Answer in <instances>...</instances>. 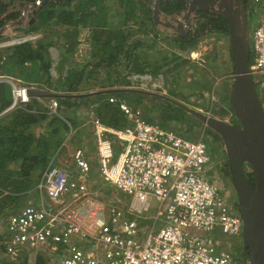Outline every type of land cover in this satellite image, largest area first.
Listing matches in <instances>:
<instances>
[{"label":"built area","instance_id":"built-area-1","mask_svg":"<svg viewBox=\"0 0 264 264\" xmlns=\"http://www.w3.org/2000/svg\"><path fill=\"white\" fill-rule=\"evenodd\" d=\"M251 3L258 9V21L251 30L247 73L264 110V0ZM4 26L5 33L9 25ZM36 37H6L0 46ZM131 79H139L131 87L148 90V73ZM0 81L11 90L3 113L29 102L28 89L36 86L8 74H0ZM159 86V81L152 84ZM46 107L58 114L55 98ZM119 108L127 124L111 127L94 116L91 141L97 182L101 179L130 195L129 203L114 195L107 201L95 196L103 186L92 179L91 156L84 144L63 159L57 150L39 171L35 200L30 198L0 224L2 258L14 261L25 250H40L47 264H239L228 243L241 235L242 219L209 174L215 164L207 150L205 127L198 137L187 138L146 117L140 108L124 101ZM223 119L232 120L233 112ZM152 197L158 205L146 225L149 217L143 213L149 211Z\"/></svg>","mask_w":264,"mask_h":264},{"label":"trees","instance_id":"trees-1","mask_svg":"<svg viewBox=\"0 0 264 264\" xmlns=\"http://www.w3.org/2000/svg\"><path fill=\"white\" fill-rule=\"evenodd\" d=\"M28 1L36 0H0V28L7 21L16 20L20 16V11L15 6ZM242 2L241 9L247 16L251 8L250 0H242ZM159 6L163 16H171L185 9V0H160ZM203 17L206 18V13L199 11L197 18ZM125 24L130 27L127 31L121 29ZM200 24L203 30L209 26L207 33L228 36L227 22L221 16L205 20ZM131 26H136L135 32ZM15 28L24 30V34L40 33V36L1 46L0 74L19 77L25 82L35 83L38 87L56 93L92 92L85 90L83 84L102 80H105V83L100 84V89L97 91L123 88L130 85L128 75L144 72L157 74L163 70L160 64L155 65L151 70L148 69L136 53L142 42L138 38L139 32L143 34L151 32L155 35L160 33L154 25L149 0L48 1L36 6L35 19L31 24L27 27ZM82 31H86L94 40L91 51L93 60L88 64L89 69L85 68L82 62L76 61L73 55L63 54L55 67L58 76L54 78L50 71L53 61L49 48L56 45L52 43L50 37L66 46L63 53L74 54L80 43L79 34ZM4 37L5 35L0 34V41ZM161 39L167 40L181 51L188 49L194 43L193 39L178 35L161 37ZM101 49L103 54L100 55ZM229 55L233 63L230 51ZM212 59V57L207 59L206 68H214ZM181 63L182 60L172 65L170 63L163 65L166 66L165 73L170 75L172 80L176 79L175 73ZM232 65L234 74V63ZM65 67L67 68L64 71ZM120 70L125 72L120 73ZM89 72L92 79L88 75ZM55 97L58 101L59 115L46 112V107L35 98H30L26 104L0 115V224L5 222L9 215L26 205L25 200L32 195L31 189L35 185L33 183L37 181L39 171L48 162V157L63 146V138L69 131V126L76 127L77 121L71 116L70 109L86 108L90 104H96L94 113L102 123L111 127H123L127 124V120L119 108V102L124 101L133 109L142 108L144 105L146 111H149L148 106L144 104L146 99L155 101L154 106L158 104L155 100L157 96L128 90L103 91L76 97ZM110 97L115 100L109 101ZM5 100L9 104L10 98L5 97ZM168 104L170 106L157 105L162 119L161 125L167 126L169 121L179 119L189 126H194V122L190 119L192 116L183 108L172 103ZM230 111L232 112V109ZM63 153L64 150H60V156ZM221 170L234 181L227 158L222 163ZM1 238L0 234V264H28L27 256L18 257V262L3 259ZM34 264H45V257L37 254Z\"/></svg>","mask_w":264,"mask_h":264},{"label":"water","instance_id":"water-1","mask_svg":"<svg viewBox=\"0 0 264 264\" xmlns=\"http://www.w3.org/2000/svg\"><path fill=\"white\" fill-rule=\"evenodd\" d=\"M48 1L60 0H36L30 5L21 3L22 12L20 16L8 25H22L27 8L33 7L28 21L31 24L35 19L36 6ZM149 2L154 24L172 29L178 36L184 38H187L188 31L193 25L194 13L198 10L212 11L226 20L229 51L233 56L235 66L229 103L238 123H228L223 118L212 115L211 112H204L202 109L188 106L168 95L155 91L133 87L107 88L103 91L128 90L165 99L183 108L201 124L219 135L222 139L238 192L244 227L242 237L244 242H248L254 249L253 263L264 264V110L254 90L251 77L247 73L249 60L248 29L246 24L240 20L239 14L235 12L234 5L237 4V0H185L184 10L178 11L171 16H164V19L159 6L160 0H149ZM5 28V26L0 28V34L4 33ZM3 82L0 81V115L9 105L4 97ZM103 91L60 94L33 86L29 87L27 93L30 97H76ZM6 104L8 105L6 106ZM245 162L250 167L254 186L250 184L245 176L243 170Z\"/></svg>","mask_w":264,"mask_h":264},{"label":"rangeland","instance_id":"rangeland-1","mask_svg":"<svg viewBox=\"0 0 264 264\" xmlns=\"http://www.w3.org/2000/svg\"><path fill=\"white\" fill-rule=\"evenodd\" d=\"M17 3L18 2H16L15 4L17 5ZM24 4L30 5V4H32V2L28 1ZM250 7L251 8L248 11L247 17H246V22H247L246 27L248 29V43H249V47L251 48V36H252L251 30L256 25V23L258 21V18H257L258 9L256 7H254V4H252V3H251ZM15 8L18 9L20 11V14H21V5L18 4L17 6H15ZM32 9H33V7L27 8V11L25 14V16H26L25 20H24L23 24L20 25L19 27L23 28V27H27L29 25L28 21H29V17L31 15ZM14 20L7 21L6 24H9L11 21H14ZM15 27H17V26H10L9 25L8 29L4 33L5 37H9V39L15 40L18 36L24 35V32H25L24 30H19V29H16ZM196 27H198V28H196ZM194 29H196L197 31H201L202 30L201 24H199V22H198L196 24V26H194ZM133 31L135 32L134 29H133ZM57 32H59V31H57ZM29 34H36L37 37L40 36V33H29ZM50 39H51L52 43H54V45H56V47H54V49L51 48V51L49 48L50 57L53 61L52 62V68L50 69V71H51V74L54 78H56L58 76V73L56 72L55 67L59 63L61 55H63V54L73 55V57L76 61L82 62L83 64H85V68L88 67V69H89L88 62L85 61V58L87 55H84V52L81 53L84 50V46H85V40H86V32L85 31H83L82 34H81V32L79 34V39L81 41L80 42L81 45L79 44L80 45L79 49H78V47L76 48L77 49V51L75 50L76 55H74L72 53L68 54V52L63 53L66 46L61 41L58 42L55 38L50 37ZM57 46L59 48H57ZM174 49H176V48H174ZM57 52H58V54H57ZM183 52H184V55H173L174 53H172V52H170L172 55H161V54L160 55H151L152 61H150V62L152 65L150 66V68H148V66H147V68L151 70L152 67H154L157 64H160V65H162L163 70L158 72L157 74H152L150 72H146L150 75V79H149L150 81L147 82L148 91H155L157 93H163L165 95L170 96L171 98H175L176 100L181 101L182 103H184L188 106H192L194 108H202V111H204V112L205 111L209 112V110H210L212 115L217 116V117H221V118H225V116L231 110L230 104L228 101V93L230 91V86H231V83H232L233 77H234V74H233V77H230L229 83L227 84V86H226L225 82H223L224 81L223 77H221L225 73H228L227 71L233 72V65H232L233 63H232L231 57L229 55V37L225 34H219V33H207V34H204L203 36L198 35V38L194 41V43H192V45L189 46L188 50H184ZM191 52H194L193 54L195 56H190ZM73 53H75V52H73ZM80 54H82V55H80ZM101 54H103V49H101V51H100V55ZM163 54H165V53H163ZM141 56L144 57L145 55H141ZM209 57L213 58L212 63L214 65V68L208 69L205 66V63H206L207 59H209ZM145 59H147V55L145 56ZM145 59H143V60H145ZM192 59H194V60H192ZM180 60H182V63L180 65L178 71L175 73L176 79H177V80L175 79L176 80L175 81V80L171 79L170 75L165 73L166 66L164 67L163 65H165V63H170V65H172V64H174ZM145 62L148 63L149 61L145 60ZM147 65H150V64H147ZM196 66H198V68H200V70H205L204 76L203 77L201 76L202 84H204V85H197L196 84V82L200 79V76H196V74H195L192 77L193 70H194V68H196ZM66 68L67 67L64 68V71L66 70ZM87 70H85V72ZM123 72H125V71L120 70V73H123ZM88 75L91 76V79L93 78L90 72L88 73ZM132 75H134V74L128 75L127 78L130 81L129 86L135 87L136 85L139 84V79H131ZM157 81L160 82V86L157 87L156 89L152 88V84L157 83ZM104 83H105V80H102L101 83L93 82V84L95 86H98V87H100L101 85H104ZM85 84H86V86L89 87V84H87V83H85ZM199 86L201 88H203V91H204L203 95H201L202 92L199 91ZM173 88H175V91L179 92L178 97L174 96V95L172 96L171 90ZM139 89H141V88H139ZM48 90H50V89H48ZM3 92H4L5 97H8V99L11 98L10 86L6 82H3ZM196 98L198 100L202 99V101H197L196 103H194L193 99H196ZM155 100L157 101V103L159 105H161V104L162 105H169L168 103H171L170 101H167V100L159 98V97H156ZM144 104L147 105L148 108L150 109L147 112H151V114H153V113L155 114L154 120H157V122L161 123L162 119L160 118V115L158 113L159 111L157 109L158 104L156 106H154L150 102L149 103L144 102ZM92 107H93L92 109H94L95 105ZM140 109L142 110V112L144 114L146 113L144 105ZM93 115H95V114H93ZM190 119L192 120V122H194L193 127L187 125L186 122H183L182 120H179V119L169 121L167 126L174 129L178 135L183 136V137H187V138L198 137L199 134L197 135V133H200V131L203 129V127H205L204 131H205V136L207 138L206 139L207 150H208L209 154L211 155L213 162L216 166H218L220 163H223V160H224L223 158L225 157V155H224L225 150H224V145L222 143H219L221 138H219L218 135H216V133L214 131H212L210 128L201 124L197 119H194V118L193 119L190 118ZM67 136H68V132L66 133V137ZM212 140H213V143H212ZM74 142L73 143H67L68 145L66 147H64V153L61 155L62 159L67 154H69L72 151V149L75 148V146L78 147L76 145V143H74ZM66 150L69 152H66ZM89 153L92 156L93 155L95 156V154L92 152L91 148H89ZM96 160L97 159H95V163H96ZM93 167H92L91 171H92V173H94L92 175V179L94 180V179H97L100 177L98 175L97 164H96V166H93ZM33 184H36V183L34 182ZM101 185L104 187V189L99 188L97 190V194L95 196L107 201L108 197H110L111 195H114V196H117L120 200H122L126 204L129 203L130 195L121 193L120 191L116 190L112 185L105 184L103 181H102ZM34 192H35V185L31 189V194H32L31 196H32L33 200H35ZM30 198L31 197L28 196L27 200H25L26 201L25 203H27L30 200ZM149 204H150L149 211L143 213V215L145 217H149V219H145L146 225H149L151 223L152 217L155 215V211H156L158 202L152 197V198H149ZM215 235H216V233H215ZM217 236L221 237V234H217ZM231 240H234V241L239 240L238 242H240V236L233 237V238H231ZM228 248H230V247H228ZM39 254L43 256L42 252H39ZM26 256H27V258L29 257V255L26 252H23L21 254V258L26 257ZM34 258H35V252H30L29 264H33L32 259H34Z\"/></svg>","mask_w":264,"mask_h":264},{"label":"crops","instance_id":"crops-1","mask_svg":"<svg viewBox=\"0 0 264 264\" xmlns=\"http://www.w3.org/2000/svg\"><path fill=\"white\" fill-rule=\"evenodd\" d=\"M254 7H256V6H254ZM117 18H118V16H117ZM162 18L164 19L163 14H162ZM197 23H198V20L194 18L193 19V25L191 26V29H192V27H194V25L196 26ZM155 27L160 32L157 35L152 34L151 32L148 33V34H143L141 32L138 33V38L142 42H141L139 48L137 49L136 53H137V55H140L139 56L140 61L144 65L148 66V68H150V66L152 65L151 62H150V61H152L151 55H160V54L161 55H172L170 52L174 53L173 55H184V52L181 51V50H179L178 47L176 48L173 44H170L169 42H167V40H162L161 39V37H169V36L170 37H173L174 35H177V33L175 31H173L172 29H169V28L160 26V25H155ZM128 28H130V27H128V25H126V24L121 27V29L124 30V31H127ZM131 28L135 29L136 26H131ZM82 32H81V34H82ZM135 35H137V34H135ZM80 45L77 46L78 49H79ZM92 45H94V40L92 38H90L87 35V32H86L85 46H84V50L81 53L84 52V55H87L86 58H85V61L88 62V64L90 63V60H93V57H91V55H92V53H91V51H92ZM51 48L54 49V47H51ZM51 48H50V51H51ZM57 48H59V47L57 46ZM174 48H176V49H174ZM186 50H188V49H186ZM76 51H77V49H76ZM76 51H75L74 55H76ZM163 53H165V54H163ZM193 53L194 52H191V55L190 56H195ZM57 54H58V52H57ZM80 55H82V54H80ZM141 55H145V56L147 55V59H145V56L142 57ZM143 59H145L146 61H149V62L146 63L145 60H143ZM192 60H194V59H192ZM147 64H150V65H147ZM198 66H196V68H194L193 73H192V77L195 74H196V76H200V79L196 82V84L197 85H204V84H202L201 76L202 77L204 76L205 70H200V68H198ZM227 72L228 73H225L224 75L221 76V77H223V80H224L223 82H225L226 86L229 83L230 77H233V73L231 71H227ZM101 82L102 81H100L99 83H101ZM87 84H89V87L86 86L85 83L83 84L84 85V89L87 90V91H97L98 89H100L98 86H95L93 83H87ZM34 85H36V84L34 83ZM40 88H42V87H40ZM43 89H47V88H43ZM199 91H201L202 92L201 95H203L204 91H203V88H201L200 86H199ZM171 93H172V96L174 95V96H177L178 97L179 92L178 91H175V88H173L171 90ZM30 98H35L37 101H39L41 104H43V106L46 107L47 101L50 98H56V97L53 96V97H30ZM148 101L149 100L146 99L144 102H146V103H149L150 102L151 104H154L155 103V101H149V102ZM197 101H202V99L201 100H198L197 98L196 99H193V102L194 103H196ZM94 105H96V104H92V105L90 104L86 108H77L75 110H74V108L73 109H70L71 116H73L76 119L77 125H76V127L69 126L68 136L66 137V135H65L64 136L65 139L63 138V142H66V143L63 144V146L60 147V150H64V147H66L68 145L67 143H73L75 141L74 143H76L77 146H79L81 144H84V148L88 151V153H89V148H91L92 149V152L94 153L93 143L91 141V133H92L91 132V124H92V119L94 118V116H97L94 113V109H92L93 108L92 106H94ZM46 109H47V107H46ZM46 112H48V109H47ZM93 114H95V115H93ZM57 115H59V114H57ZM145 115H146V117H149L151 120H153L155 118V114L154 113L151 114V112H147L146 111ZM85 143H87V144H85ZM75 148H76V146H75ZM66 152H69V151L66 150ZM55 154L56 153H52L50 155V157H48L49 158L48 161ZM90 156H91V164H92V167L93 166H96V164H97V162L95 163L96 157L94 155L92 156L91 154H90ZM61 157L62 156H60V158ZM94 180H96V181H94V183L95 182L98 183L97 181L99 180V178L94 179ZM101 183H102V181L100 179V183H98V184L101 185ZM98 184H95V187H99ZM102 188L104 189V187H102ZM31 198H32V196H31ZM25 252L29 255V257H30V252H35V256L37 254H39V252H42L43 253V256L45 257V264H47V257L45 256V253L43 251H40V250H25ZM20 257H21V255L19 256V258ZM29 257L27 258L28 259V264H29ZM34 259H32L33 260V264H34ZM15 260L18 262V258L15 259Z\"/></svg>","mask_w":264,"mask_h":264},{"label":"flooded vegetation","instance_id":"flooded-vegetation-1","mask_svg":"<svg viewBox=\"0 0 264 264\" xmlns=\"http://www.w3.org/2000/svg\"><path fill=\"white\" fill-rule=\"evenodd\" d=\"M241 4H243L242 0H237V4L234 5V9H235V12L239 14L240 20L242 22H243V20H244V22H246L247 16L245 15L244 11H242ZM214 6L216 7V5H214ZM199 11H201V10H198L197 12L194 13V18L198 20L199 24L203 23V21H205V20L216 19L218 16H221V15L214 14L212 11H201L203 13L204 12L206 13V18H204V17L203 18H197V14L199 13ZM196 28H198V27H196ZM208 30H209V26H207L204 30L202 29L201 31H197L196 29H194V27H192V29H190L188 31L187 39L190 38V39H193V41H195L198 38V35L203 36L204 34L207 33ZM189 115H191V114H189ZM233 117H234V114H233ZM192 118H194V117L192 116ZM235 122L238 123V120L236 119V117H234L232 120L228 121V123H235ZM219 143L223 144L222 139L219 141ZM224 155H225V157L223 159L225 160V158H227L225 151H224ZM224 160H223V162H224ZM221 166H222V163H220L218 166L213 165L212 169L209 171V174L211 177L214 178V180L217 181L219 186L223 190H225L227 200L230 202L233 209L236 210V212L240 215V217L242 219L240 204L238 201V192H237L235 182L232 181L231 177H229L223 173V171L221 170ZM243 170H244V173H245L247 180L250 182V184L252 186H254V182L252 181V173H250V171H251L250 167L248 166V164L246 162L243 164ZM243 230H244V227H243V221H242V231H241V235H240V242H238L239 240L234 241V240L230 239V241L228 243V247H230L234 258L236 259V261L239 264H256L255 262L253 263V250L254 249L248 242H244V239L242 237Z\"/></svg>","mask_w":264,"mask_h":264},{"label":"clouds","instance_id":"clouds-1","mask_svg":"<svg viewBox=\"0 0 264 264\" xmlns=\"http://www.w3.org/2000/svg\"><path fill=\"white\" fill-rule=\"evenodd\" d=\"M144 73H146V72H144ZM143 73H141V74H134V75H142ZM127 87H130V86H127ZM131 88V87H130ZM210 112V111H209ZM2 114H4V113H2Z\"/></svg>","mask_w":264,"mask_h":264}]
</instances>
